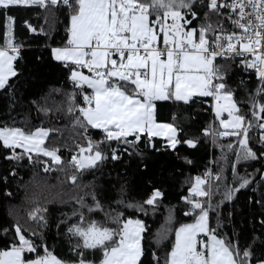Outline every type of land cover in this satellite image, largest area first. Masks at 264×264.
Wrapping results in <instances>:
<instances>
[{"label": "snow or ice", "instance_id": "1", "mask_svg": "<svg viewBox=\"0 0 264 264\" xmlns=\"http://www.w3.org/2000/svg\"><path fill=\"white\" fill-rule=\"evenodd\" d=\"M31 6L53 15L62 8L68 12L66 41L63 46L51 47L50 52L67 70L73 91L63 93L66 107L56 111L70 115L72 130L86 141V145L75 144L78 152L68 162L74 171L67 179L75 188L88 191L73 198L78 208L68 218L75 217L67 228L76 238L72 247L75 260L58 258L44 242L38 229L48 226L47 208L37 205L24 223L17 220L8 227L0 223V236L11 237L0 247V264H144L147 224L115 209L105 211L97 186L84 183L83 175L108 161L122 162L125 155L143 159L141 144L160 151L156 146L159 138L173 151L179 145L197 147L200 139L183 137L184 129L175 123V116L172 123L158 119L159 104L169 101L208 105L204 110L210 111L213 119L202 135L213 144L234 138L220 147L235 154L232 172L239 183L227 186L223 169L215 173L206 169L202 175L189 177L188 194L182 200L187 205L184 216L192 222L173 230L170 213L168 227L159 234L157 244L170 232L174 240L163 258L151 253V264H264V233L241 248L238 239L220 231L219 214L221 205L232 201L241 189L253 183L264 187V169L245 176L238 173L240 163L264 160V0H0V93L11 99L24 45L15 39L17 21L9 12ZM25 25L37 33L27 21ZM232 64L255 76L256 85L246 89L245 100L238 99L229 84ZM240 83L246 88L243 79ZM31 103L45 116L53 111L46 102ZM90 130L98 131L101 138L94 139ZM56 133H60L59 128L33 127L27 119L22 127L16 126L15 120L11 124L0 122V149L9 152L4 156L8 161L27 158L41 164L45 173L64 171L60 148L50 146ZM34 155L48 160L34 159ZM223 158L227 160V156ZM221 187L224 199L214 202ZM120 191L117 205L144 215L149 208L155 212L165 195L153 187L142 202L131 204L123 199V186ZM255 203L264 209V192ZM100 212L104 213L103 221L91 215ZM212 213L217 215L216 227L211 223ZM259 223L264 228V219ZM257 249L261 250L259 256ZM97 252L98 260L89 258Z\"/></svg>", "mask_w": 264, "mask_h": 264}, {"label": "trees", "instance_id": "2", "mask_svg": "<svg viewBox=\"0 0 264 264\" xmlns=\"http://www.w3.org/2000/svg\"><path fill=\"white\" fill-rule=\"evenodd\" d=\"M9 14L17 21L14 28L15 39L24 47L21 51L22 58L17 62L19 76L13 79L14 99H11L7 93H0V122L11 124L15 120L16 126L22 127L23 121L27 119L33 127L59 128L60 133L55 134L50 146L60 148L64 171L54 170L45 173L41 164H33L27 158L21 161H8L4 156L9 152L0 149V223L4 227L17 220L24 223L28 212L37 205L47 208L48 226L38 231L43 232L44 242L54 255L62 260L72 261L76 259L72 251L76 238L67 233V228L75 222V217L68 218L72 217L73 211L78 208L73 198L83 195V191L88 189L82 191L68 181L67 176L74 171L68 162L71 156L78 152L75 144L86 145V141L72 130L71 116L63 111H56L65 100L63 93L72 92L73 86L68 80L67 70L52 59L50 52L51 47L63 46L66 41L68 12L62 8L53 15L39 6H31L13 8ZM25 21L37 28V33L29 31ZM41 28L43 32L39 31ZM2 34L3 27L0 22V42H2ZM220 63L226 62L220 61ZM242 79L246 88L240 83ZM228 81L236 90L237 98L240 100L247 98L246 89H254L256 85L254 74L244 73L235 64H232L228 71ZM54 89L62 91L58 93ZM34 100L41 104L46 102L53 111L48 116L38 113L31 103ZM207 107V104L199 102L190 105L163 102L158 106V119L172 123V118L175 116V123L184 129L181 133L183 137L200 139L197 147L179 145L178 150L173 151L166 148L165 141L159 138L156 140V146L161 149L160 151L141 144L143 159L125 155L122 162L108 161L95 172H85L83 175L84 183L97 186L105 211L115 209L124 212L126 216L139 218L147 224L148 232L145 234L147 255L144 264H151L152 252L163 258L169 250L170 243L174 240V233H168L167 239L159 244L157 240L159 234L168 227L170 213L173 217L171 224L173 230L183 223L192 222L191 218L184 216L187 205L182 200V197L188 194L189 177L202 175L206 169H211L214 173L223 169L224 183L229 187L238 186L239 182L234 180L232 172L235 154L226 149L222 151L220 147L221 144H227L234 138H225L213 144L210 138L202 135L203 128L213 119L212 113L204 110ZM90 135L97 140L101 138V134L96 130H90ZM254 147L259 149L260 145L256 144ZM224 156H227V160L223 158ZM34 159L48 160L47 157H35V155ZM189 160L192 163L189 164ZM53 167L55 169L56 166ZM256 169H264V160L242 162L238 165L240 176L255 174ZM13 172L15 175H12ZM256 180L259 181V175H256ZM121 186L125 189L123 199L126 203L142 202L153 187L160 188L165 195L155 212L149 208L148 214L144 215L123 205H117L116 201L121 199ZM262 192L264 187L259 183H253L248 188L235 193L234 199L224 202L219 209L220 221L223 225L220 231L233 239H238L241 248L248 246L254 237L264 233V228L259 223L264 219V209L255 203L261 198ZM7 193H11V196ZM223 199L224 190L221 187L213 197V201L219 202ZM88 203H91L90 197ZM91 215L97 220H104L103 212ZM64 220H67V223H61ZM211 223L216 227V213L211 214ZM10 239V235L0 236V247L5 246L3 241ZM39 242L37 238V243ZM260 254L261 250L257 249L256 255ZM99 256L100 253L97 252L90 254L89 258L98 260Z\"/></svg>", "mask_w": 264, "mask_h": 264}, {"label": "crops", "instance_id": "3", "mask_svg": "<svg viewBox=\"0 0 264 264\" xmlns=\"http://www.w3.org/2000/svg\"><path fill=\"white\" fill-rule=\"evenodd\" d=\"M86 71V70H85ZM169 102H171V101H169ZM161 103H163V102H161ZM171 103H173V102H171ZM175 105H177L178 103H174ZM162 122V121H161ZM160 139H162V138H160Z\"/></svg>", "mask_w": 264, "mask_h": 264}, {"label": "built area", "instance_id": "4", "mask_svg": "<svg viewBox=\"0 0 264 264\" xmlns=\"http://www.w3.org/2000/svg\"><path fill=\"white\" fill-rule=\"evenodd\" d=\"M225 139V138H224Z\"/></svg>", "mask_w": 264, "mask_h": 264}]
</instances>
